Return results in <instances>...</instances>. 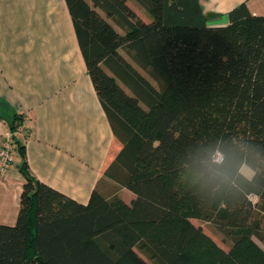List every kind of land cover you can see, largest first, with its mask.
<instances>
[{
	"label": "trees",
	"instance_id": "obj_1",
	"mask_svg": "<svg viewBox=\"0 0 264 264\" xmlns=\"http://www.w3.org/2000/svg\"><path fill=\"white\" fill-rule=\"evenodd\" d=\"M128 1L65 0L120 144L104 170L116 189L67 196L31 173L14 135L24 181L0 264H264V15L243 2L209 26L199 0H133L145 21Z\"/></svg>",
	"mask_w": 264,
	"mask_h": 264
},
{
	"label": "crops",
	"instance_id": "obj_2",
	"mask_svg": "<svg viewBox=\"0 0 264 264\" xmlns=\"http://www.w3.org/2000/svg\"><path fill=\"white\" fill-rule=\"evenodd\" d=\"M199 2L209 26L228 24L229 11L243 2L252 14L264 15V0ZM16 115L36 178L81 203L95 187L106 195L115 191L104 170L120 144L87 72L65 0H0V148ZM23 181L19 165L0 173L1 224L15 223ZM117 193L126 202L135 197L125 187Z\"/></svg>",
	"mask_w": 264,
	"mask_h": 264
},
{
	"label": "rangeland",
	"instance_id": "obj_3",
	"mask_svg": "<svg viewBox=\"0 0 264 264\" xmlns=\"http://www.w3.org/2000/svg\"><path fill=\"white\" fill-rule=\"evenodd\" d=\"M128 4L135 10V12L139 15L140 18H142L143 20L145 21H148L149 20V14L147 13V11L143 8H141L140 6H138L133 0H129L128 1ZM11 157H12V160H11V164L13 167H17L19 165V162H20V157L16 151V149H13L12 150V153H11ZM244 169L245 166H244ZM193 222L197 225H201L203 230L210 234L215 240L216 242L221 245L223 248L227 249L228 248V244L225 243L221 238L220 236H218L217 233L214 232V229L212 228L211 224L207 223V222H201V221H198L196 219H193ZM259 242V241H258ZM143 256V255H142ZM144 257V256H143ZM146 258V257H144ZM147 259V258H146Z\"/></svg>",
	"mask_w": 264,
	"mask_h": 264
},
{
	"label": "built area",
	"instance_id": "obj_4",
	"mask_svg": "<svg viewBox=\"0 0 264 264\" xmlns=\"http://www.w3.org/2000/svg\"><path fill=\"white\" fill-rule=\"evenodd\" d=\"M21 131V125L19 124L16 129L8 130L5 133L4 140L0 148V173L6 171L8 166L11 164V153L15 149L14 135H18Z\"/></svg>",
	"mask_w": 264,
	"mask_h": 264
},
{
	"label": "clouds",
	"instance_id": "obj_5",
	"mask_svg": "<svg viewBox=\"0 0 264 264\" xmlns=\"http://www.w3.org/2000/svg\"><path fill=\"white\" fill-rule=\"evenodd\" d=\"M214 161L216 163H222L223 162V154L219 151H217L215 154H214V157H213ZM242 174L245 175L246 177L250 178V174H249V170H245V169H242L241 170ZM259 197H256V200H258Z\"/></svg>",
	"mask_w": 264,
	"mask_h": 264
}]
</instances>
